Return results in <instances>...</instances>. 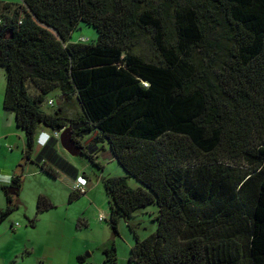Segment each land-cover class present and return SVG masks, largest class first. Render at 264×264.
Masks as SVG:
<instances>
[{"label": "trees", "instance_id": "obj_1", "mask_svg": "<svg viewBox=\"0 0 264 264\" xmlns=\"http://www.w3.org/2000/svg\"><path fill=\"white\" fill-rule=\"evenodd\" d=\"M80 23L96 38H73ZM0 67L25 158L39 128L69 126L80 155L97 164L106 142L125 171L102 178L114 231L119 218L156 208V229L134 232L130 261L264 264V0L0 2ZM55 90L80 113L43 111ZM41 155L35 162L57 177L61 165ZM6 188L0 222L16 207ZM49 207L39 195L36 211ZM103 253L115 262V248Z\"/></svg>", "mask_w": 264, "mask_h": 264}, {"label": "rangeland", "instance_id": "obj_2", "mask_svg": "<svg viewBox=\"0 0 264 264\" xmlns=\"http://www.w3.org/2000/svg\"><path fill=\"white\" fill-rule=\"evenodd\" d=\"M0 2L18 4L20 0ZM78 36H83L84 40H87L86 38L93 40L97 33L92 26L80 23L79 30L74 33L73 38ZM5 84L6 70L0 67L1 209L6 206L2 190L3 177L16 176L20 183L17 194L13 195L16 207L0 222V232L4 225L12 232L13 227L20 229V226L24 227V224L28 225V220H32L34 226L28 231L29 235L40 247L44 245L51 254L54 252V262L68 261L70 251L71 255L75 256L76 264H85L77 260V255L84 256L87 264H136L129 260L130 248L135 242L134 232L139 238H144L156 229L157 223L153 220L156 208L150 205L135 211L129 219L119 218L116 231L112 229L108 222V197L102 178L124 176L125 171L110 154L106 142L97 144V156L94 159L97 164L90 162L86 156L70 155L61 149L62 155L72 163L78 173H83L87 178L86 193L70 200L69 193L72 189L65 186L66 180L46 173L35 162L38 155L36 146H33L29 159L24 157V134L16 128L13 113L3 108ZM28 88L31 94L35 93L30 84ZM59 95L58 90L48 94L40 105L41 109L52 113L61 104L67 118H74L80 113L75 100L63 103L59 100ZM48 100H52L53 104H47ZM86 138L87 136L80 139L84 146L89 142ZM127 182L133 188L141 185L132 177H128ZM11 183L9 179V184ZM69 184L72 186L71 182ZM39 195H45L51 204V207L41 212L36 211ZM100 214H103L105 219L99 220ZM16 242H11V245ZM112 247L116 253L114 263L106 261L103 253L104 249Z\"/></svg>", "mask_w": 264, "mask_h": 264}, {"label": "crops", "instance_id": "obj_3", "mask_svg": "<svg viewBox=\"0 0 264 264\" xmlns=\"http://www.w3.org/2000/svg\"><path fill=\"white\" fill-rule=\"evenodd\" d=\"M41 132L43 133L40 135V139L37 140L38 135ZM44 132L49 134L51 133V131L49 130L40 129L35 136L33 146L37 147L36 152H38V154L40 152L42 153V162L49 164L50 162L57 161L61 165V167L58 169L57 176H59L60 179L66 180L67 185L65 186L73 190L69 182L73 183V181L78 176H86H84L83 173H78L72 163L62 155V147L60 146L59 140L55 144L47 142L45 145H41L42 140L46 136ZM13 178L17 177H10L8 175H6L5 178L3 177V187H8L10 185L9 179H11V181L13 182ZM33 226L34 223L32 222V220H28V225L24 224V227H19L20 229H15V227H13L14 229H12V232H9L7 226L4 225L2 227L0 232V264H76L74 259L75 256H72L70 251L68 252V261H64L63 263L54 262V252L51 254L44 245L40 247L38 242L36 241L35 243L32 237L29 235L28 231L33 228ZM22 233L25 235H23ZM13 241L17 242L11 245V242ZM83 263L87 264L85 257Z\"/></svg>", "mask_w": 264, "mask_h": 264}, {"label": "water", "instance_id": "obj_4", "mask_svg": "<svg viewBox=\"0 0 264 264\" xmlns=\"http://www.w3.org/2000/svg\"><path fill=\"white\" fill-rule=\"evenodd\" d=\"M59 143L63 150H65L70 155H78L81 149L75 143V140L72 138V133L70 127L64 128L59 135ZM19 188L15 182H12L7 188L6 191L10 195L17 194Z\"/></svg>", "mask_w": 264, "mask_h": 264}, {"label": "built area", "instance_id": "obj_5", "mask_svg": "<svg viewBox=\"0 0 264 264\" xmlns=\"http://www.w3.org/2000/svg\"><path fill=\"white\" fill-rule=\"evenodd\" d=\"M80 40H84V38H80ZM47 104L52 105L53 101L52 100H48ZM62 131V130H61ZM61 131H52L49 134V137H55V138H59L60 132ZM86 185H87V179L83 176H78L72 183V188L73 190L78 191L80 194H85L86 192ZM105 219V216L103 214L99 215V220H103Z\"/></svg>", "mask_w": 264, "mask_h": 264}, {"label": "clouds", "instance_id": "obj_6", "mask_svg": "<svg viewBox=\"0 0 264 264\" xmlns=\"http://www.w3.org/2000/svg\"><path fill=\"white\" fill-rule=\"evenodd\" d=\"M42 133H43V132L39 133L37 140L40 139V135H41ZM44 133L46 134V136H45V138L42 140V144H41V145H45V144L48 142L49 138H50V137H49V133H46V132H44Z\"/></svg>", "mask_w": 264, "mask_h": 264}]
</instances>
